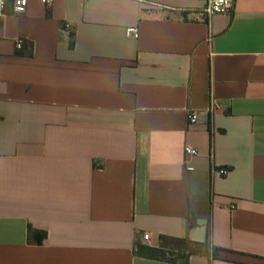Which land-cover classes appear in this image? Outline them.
Wrapping results in <instances>:
<instances>
[{
    "label": "crops",
    "instance_id": "crops-1",
    "mask_svg": "<svg viewBox=\"0 0 264 264\" xmlns=\"http://www.w3.org/2000/svg\"><path fill=\"white\" fill-rule=\"evenodd\" d=\"M207 2L0 18V264H264V0Z\"/></svg>",
    "mask_w": 264,
    "mask_h": 264
},
{
    "label": "built area",
    "instance_id": "built-area-1",
    "mask_svg": "<svg viewBox=\"0 0 264 264\" xmlns=\"http://www.w3.org/2000/svg\"><path fill=\"white\" fill-rule=\"evenodd\" d=\"M44 6H50L53 0H36ZM30 0H0V18L5 17L11 10L14 15H23L29 5ZM236 0H208L207 7L204 11L205 16L212 17L215 15H228L234 11ZM126 36L132 39H138L140 36L139 29L137 27H130L126 31ZM24 41L22 39L18 40L16 46L19 50L22 49ZM213 106L217 107L216 101H213ZM198 122V114L194 111L188 114V125L193 126ZM200 154L199 150L195 147L187 145L185 147L186 157H194ZM219 174L222 176H227L229 170L227 168H222L219 170ZM144 241L148 246L151 245V237L148 234L144 235Z\"/></svg>",
    "mask_w": 264,
    "mask_h": 264
},
{
    "label": "trees",
    "instance_id": "trees-1",
    "mask_svg": "<svg viewBox=\"0 0 264 264\" xmlns=\"http://www.w3.org/2000/svg\"><path fill=\"white\" fill-rule=\"evenodd\" d=\"M71 46H74V44L72 43ZM44 237H46L45 233H44ZM136 254L143 258L160 260V261H165V262H170V263H179V259L181 258L185 259V256L181 255L180 253L177 254L175 251L162 247V246L152 247L148 245H138L136 248ZM213 257L219 260L231 261L230 259L223 257L219 249H214ZM182 263L188 264L187 261H184Z\"/></svg>",
    "mask_w": 264,
    "mask_h": 264
}]
</instances>
